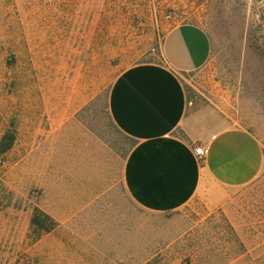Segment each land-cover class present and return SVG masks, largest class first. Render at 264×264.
Listing matches in <instances>:
<instances>
[{
    "label": "rangeland",
    "instance_id": "obj_1",
    "mask_svg": "<svg viewBox=\"0 0 264 264\" xmlns=\"http://www.w3.org/2000/svg\"><path fill=\"white\" fill-rule=\"evenodd\" d=\"M184 22L212 40L208 61L181 77L190 111L250 130L263 164L246 185L152 212L122 187L132 140L108 90L127 66L158 61ZM8 131L0 264H264V0H0V139ZM36 208L54 224L34 240Z\"/></svg>",
    "mask_w": 264,
    "mask_h": 264
},
{
    "label": "crops",
    "instance_id": "obj_2",
    "mask_svg": "<svg viewBox=\"0 0 264 264\" xmlns=\"http://www.w3.org/2000/svg\"><path fill=\"white\" fill-rule=\"evenodd\" d=\"M211 51L205 27L179 23L164 34L158 61L127 66L109 87V116L132 140L122 187L141 209L173 212L207 187H240L260 172L263 148L254 133L213 128L188 107L182 74L202 67ZM197 146L205 148L203 156L194 152Z\"/></svg>",
    "mask_w": 264,
    "mask_h": 264
},
{
    "label": "trees",
    "instance_id": "obj_3",
    "mask_svg": "<svg viewBox=\"0 0 264 264\" xmlns=\"http://www.w3.org/2000/svg\"><path fill=\"white\" fill-rule=\"evenodd\" d=\"M14 140L13 131H8L0 139V152H4L10 148ZM52 223L50 217L44 213L42 210L36 208L32 214L30 221V235L33 236L34 240H37L44 232L49 231L54 223L51 226H46V221Z\"/></svg>",
    "mask_w": 264,
    "mask_h": 264
},
{
    "label": "built area",
    "instance_id": "obj_4",
    "mask_svg": "<svg viewBox=\"0 0 264 264\" xmlns=\"http://www.w3.org/2000/svg\"><path fill=\"white\" fill-rule=\"evenodd\" d=\"M205 151H206L205 148H203L202 146H197L194 148V152L200 156H203Z\"/></svg>",
    "mask_w": 264,
    "mask_h": 264
},
{
    "label": "water",
    "instance_id": "obj_5",
    "mask_svg": "<svg viewBox=\"0 0 264 264\" xmlns=\"http://www.w3.org/2000/svg\"><path fill=\"white\" fill-rule=\"evenodd\" d=\"M254 1H256V2H260V1H262V0H254Z\"/></svg>",
    "mask_w": 264,
    "mask_h": 264
}]
</instances>
